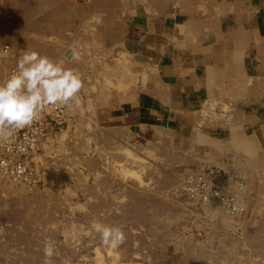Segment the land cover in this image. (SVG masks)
<instances>
[{
	"label": "rangeland",
	"instance_id": "1",
	"mask_svg": "<svg viewBox=\"0 0 264 264\" xmlns=\"http://www.w3.org/2000/svg\"><path fill=\"white\" fill-rule=\"evenodd\" d=\"M0 6L9 15L0 20V52L11 45L60 56L81 75L85 108L43 145L38 187L0 196V264H44L46 242L55 247L51 264H264V43L252 71L244 61L254 52V0ZM172 18L186 22L183 42L160 32ZM13 60L0 56V80ZM182 65L203 80L189 93L175 81ZM163 83L177 98L174 117L152 120L158 127L147 133L118 119L128 101L158 100ZM209 166L247 176L241 216L181 195L183 175ZM94 222L120 226L124 243L104 246Z\"/></svg>",
	"mask_w": 264,
	"mask_h": 264
},
{
	"label": "clouds",
	"instance_id": "2",
	"mask_svg": "<svg viewBox=\"0 0 264 264\" xmlns=\"http://www.w3.org/2000/svg\"><path fill=\"white\" fill-rule=\"evenodd\" d=\"M7 48L0 56L8 55ZM72 59L79 61L73 49ZM83 82L80 73L65 65L63 59L55 60L33 49L21 51L15 68L0 80V145L9 144L19 129L31 126L49 106H61L68 112L84 114L80 93ZM243 187V185H241ZM195 192L196 188L188 189ZM95 233L101 243L111 249L118 248L126 237L120 226L94 222ZM44 264H51L55 247L46 242Z\"/></svg>",
	"mask_w": 264,
	"mask_h": 264
},
{
	"label": "built area",
	"instance_id": "3",
	"mask_svg": "<svg viewBox=\"0 0 264 264\" xmlns=\"http://www.w3.org/2000/svg\"><path fill=\"white\" fill-rule=\"evenodd\" d=\"M81 1L89 2V0ZM3 18H9V15L0 6V19ZM20 55L21 52L13 54V63L8 67L5 77L15 68L16 61ZM53 59L59 60L62 58L56 56ZM70 115H72V112H68L61 106H49L41 113L38 121L29 127L19 129L9 144L0 145L1 197L10 195L13 192L11 187L18 185H25L27 188L38 187L42 174L37 158L41 151L42 143L45 142L48 135L59 129ZM237 174L236 172L230 174L224 169L215 166L189 171L180 180L178 190L187 198L196 202H218L224 205L231 216L236 213L241 214L243 211V200L240 198L239 192L243 191L246 179L242 174L239 176ZM234 183L237 190H234ZM228 186L233 189H226ZM191 188H196L197 191H189L188 189ZM225 190H228V192ZM240 214L238 215L240 216Z\"/></svg>",
	"mask_w": 264,
	"mask_h": 264
},
{
	"label": "crops",
	"instance_id": "4",
	"mask_svg": "<svg viewBox=\"0 0 264 264\" xmlns=\"http://www.w3.org/2000/svg\"><path fill=\"white\" fill-rule=\"evenodd\" d=\"M252 2V0H250ZM256 5H258V11L256 13H253L251 15V18H249L247 21L249 26H251V33L252 37L255 39H248V45L249 43L252 44V49L253 53L251 55L246 56L245 58V68L248 67L245 70H251L255 67L254 61L255 59L260 58V50L263 47L264 43V8L261 4H258L257 0H254ZM261 0H259V3ZM259 5L261 7L259 8ZM238 16V13L236 15H229L228 17L234 21L236 20ZM171 19V18H170ZM169 21L167 23L162 24V28L160 29V32L163 34L165 33L166 35H169L171 37L172 41H181L183 42L186 37V33L188 30L185 27L184 20H174ZM232 21L230 23H232ZM238 24V23H237ZM258 34V35H255ZM260 40V42H258ZM235 37H230L229 42H234ZM257 41V42H256ZM256 43V44H255ZM177 43H174V45ZM255 46L257 48H255ZM255 48V49H254ZM185 64V63H183ZM153 66V65H152ZM156 66V64L154 65ZM189 66V65H188ZM188 66L182 65V68L180 69L179 73L180 75L177 76V79L175 80L179 87L184 89V93L187 92L189 93L192 86H190L192 83L199 82L197 79H199L201 82L200 78H198L197 75H194L195 68L188 69ZM205 80V79H204ZM200 83V82H199ZM176 84V83H175ZM162 88H164L161 92L159 91V94L157 91H153V97L157 98L158 100H154L149 96H139L136 99H133L131 101H128L125 103V105L121 106L120 109H117L118 111L117 116L120 121H123L126 124H130L132 126H138L140 131L146 132L145 129H148L149 127H158V124L153 121H163L169 118V116L174 117L175 113L179 112V108L173 105L175 104V96L169 97L168 96V88L167 86L163 83L161 85ZM181 98V97H180ZM183 98V97H182ZM185 98V97H184ZM188 99H193L191 95H187ZM209 99H205L204 102H207ZM211 100V99H210ZM217 102H214L210 105V108L213 109L216 105ZM206 109L203 108L201 112L204 114ZM147 133V132H146Z\"/></svg>",
	"mask_w": 264,
	"mask_h": 264
},
{
	"label": "bare ground",
	"instance_id": "5",
	"mask_svg": "<svg viewBox=\"0 0 264 264\" xmlns=\"http://www.w3.org/2000/svg\"><path fill=\"white\" fill-rule=\"evenodd\" d=\"M93 0H89V2L88 3H91ZM1 21H2V19H0ZM6 48H7V51H8V55L6 56V57H13V54H14V52H11V50H13L14 48L11 46V45H7V46H5ZM6 48H5V50H6ZM21 52V51H20ZM42 54V53H41ZM43 55V54H42ZM74 113V112H73ZM61 128V127H60ZM53 132H55V131H53ZM52 132V133H53ZM52 133L50 134V135H48V137L46 138V140H45V142H43L42 143V147H41V150L43 149V145L46 143V141L50 138V136L52 135ZM233 173H235V172H233ZM232 173V174H233ZM236 173H238L237 175L239 176L240 174H242L243 175V177H245V179H246V185H245V187H244V189H243V191L242 192H239V194H240V198L243 200V206H244V199H245V192H246V188H247V176L242 172V171H239V172H236ZM232 185V184H231ZM19 187H24V188H26V189H31V190H33V189H36V187L37 186H35V187H32V188H27L25 185H18V186H15V187H11V188H19ZM226 189H233L231 186H228V188L226 187ZM234 190H237V187H236V185H235V183H234ZM225 191H227L228 192V190H225ZM181 192V191H180ZM181 195H183V196H185L184 194H182V192H181ZM191 200V199H190ZM194 201V200H193ZM199 203H202V204H216V205H220V206H223L224 207V205H222V204H220V203H218V202H199ZM225 208V207H224ZM226 209V208H225ZM227 211V210H226ZM228 212V211H227ZM242 213H243V211L241 212V214L240 213H236L235 215H233L232 217H236V216H239L238 214H240V216L242 215ZM224 215V214H223Z\"/></svg>",
	"mask_w": 264,
	"mask_h": 264
}]
</instances>
